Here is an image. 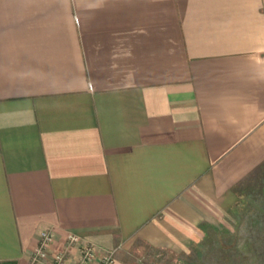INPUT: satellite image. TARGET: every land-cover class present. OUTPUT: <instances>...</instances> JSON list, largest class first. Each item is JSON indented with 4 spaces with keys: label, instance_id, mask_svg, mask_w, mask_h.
<instances>
[{
    "label": "crops",
    "instance_id": "1",
    "mask_svg": "<svg viewBox=\"0 0 264 264\" xmlns=\"http://www.w3.org/2000/svg\"><path fill=\"white\" fill-rule=\"evenodd\" d=\"M263 167L264 0H0V264L198 254Z\"/></svg>",
    "mask_w": 264,
    "mask_h": 264
},
{
    "label": "rangeland",
    "instance_id": "2",
    "mask_svg": "<svg viewBox=\"0 0 264 264\" xmlns=\"http://www.w3.org/2000/svg\"><path fill=\"white\" fill-rule=\"evenodd\" d=\"M233 213L188 255L131 253L126 264H264V167L243 184Z\"/></svg>",
    "mask_w": 264,
    "mask_h": 264
},
{
    "label": "built area",
    "instance_id": "3",
    "mask_svg": "<svg viewBox=\"0 0 264 264\" xmlns=\"http://www.w3.org/2000/svg\"><path fill=\"white\" fill-rule=\"evenodd\" d=\"M53 232L50 231L49 229L42 230L39 233V239L37 241L36 246L33 249L32 255L30 257V260L28 261L27 264H38L46 258V253L49 244L53 240ZM68 240L69 241H76L78 240V237L74 234H69L68 235ZM83 250H82V258H81V263L85 262L87 259L91 258L93 255L94 248L89 245L84 243L83 244ZM63 252L61 251H56L54 252L51 261L48 264H63ZM112 263V255L111 253L105 255L102 258V263L101 264H111Z\"/></svg>",
    "mask_w": 264,
    "mask_h": 264
}]
</instances>
